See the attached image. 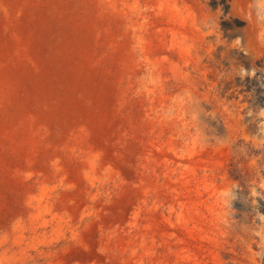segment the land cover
Here are the masks:
<instances>
[{
  "label": "bare ground",
  "instance_id": "bare-ground-1",
  "mask_svg": "<svg viewBox=\"0 0 264 264\" xmlns=\"http://www.w3.org/2000/svg\"><path fill=\"white\" fill-rule=\"evenodd\" d=\"M133 164L140 198L165 180L166 264H264V0H0V264L57 218L51 171L80 198Z\"/></svg>",
  "mask_w": 264,
  "mask_h": 264
},
{
  "label": "rangeland",
  "instance_id": "rangeland-1",
  "mask_svg": "<svg viewBox=\"0 0 264 264\" xmlns=\"http://www.w3.org/2000/svg\"><path fill=\"white\" fill-rule=\"evenodd\" d=\"M88 160L96 163L90 156L86 158ZM26 161L27 166L17 169L18 178L28 183L32 192H36L40 171L33 161ZM139 169L136 164L126 166L123 170L101 169L98 165L95 182H86L80 198L76 197L79 191L77 187L61 183L58 176H54L55 170L51 171L47 181L53 188L50 203L57 218L54 223L40 229L39 239L32 240V234L27 233L25 244L29 248L21 259L11 264H166L165 188L154 189L158 184H165V180L161 177L154 181L156 186L152 187L148 195L140 198L142 186ZM31 172H34L35 177L28 180L25 177L30 176ZM126 197L132 199L127 219H115L107 224L113 207H117ZM26 205H30L28 201ZM19 220L17 216L6 217L0 210V239L9 235ZM5 250L14 253L19 247L7 241L0 248V256ZM1 263L8 264L4 261Z\"/></svg>",
  "mask_w": 264,
  "mask_h": 264
}]
</instances>
